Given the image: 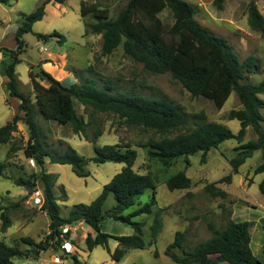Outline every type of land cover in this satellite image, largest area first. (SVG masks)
I'll use <instances>...</instances> for the list:
<instances>
[{
  "label": "trees",
  "instance_id": "trees-1",
  "mask_svg": "<svg viewBox=\"0 0 264 264\" xmlns=\"http://www.w3.org/2000/svg\"><path fill=\"white\" fill-rule=\"evenodd\" d=\"M66 0H47L34 12L24 14L21 24L15 34L16 49L10 50L0 46V53H9L11 63L6 68L8 82L6 89L10 98L20 101L18 112L12 120L0 128V145L9 144L13 134L18 132V124L23 122L29 129L30 137L24 149L27 158L36 160L41 168L39 181L43 185L44 201L41 210L50 218L49 232L40 242L31 237H22L20 242L30 248L22 250L19 244L9 246L0 241V264H16L17 257H35L43 251L59 250L61 246V228L80 222L88 225L94 231L89 233L85 243L92 252L97 247H103L111 253L112 260L120 263L126 254L133 249L144 250L157 244L163 230L164 222L161 215L155 216L150 225L149 240L145 238L144 222H136L135 218L144 214L152 215L157 205V186L149 174H140L134 170L138 152L132 145H105L95 147L96 156L87 159L75 149L69 148L63 154L51 152L42 139L41 128L36 118L37 111L46 120L59 125H70L77 135H85L89 123L80 117L75 109L74 100L95 113L114 114L127 126H142L160 135L158 139H150L147 143L138 145L149 148V156L160 160L169 166L180 158L188 162L190 156L202 153L205 163L208 152L218 149L227 140H236L239 145L235 150L237 155L229 163L233 173H239L240 168L252 158L257 151L262 154V162L255 168L254 175H263L259 190L264 196V80L259 84L246 82L248 75L258 74L262 68V59L250 55L241 61L232 44L224 37L212 34L196 19V9L185 0H129L125 8L116 18H111L107 9L96 5L81 3L83 17L91 15L93 23H86V33L102 35V55L114 53L120 46L124 54L141 63L150 74H170L174 80L195 98L204 97L221 110L231 95L235 93L242 106L233 109L228 115L229 120H238L241 129L234 133L228 126L219 122H208L204 113L195 114L193 128L189 127L188 114L183 108L164 98H151L133 93H119L112 83L98 84L97 80L88 79L79 84L65 86L50 73L44 72V77L30 72L34 89L35 103L31 96L24 94L19 87L16 67L21 63L20 55L26 48L24 35L33 33L35 23L44 19L46 6L51 2L63 4ZM13 0H0V4L11 5ZM224 0H215L222 8ZM168 13L173 22L167 26L162 15ZM248 21L251 28L264 36V15L257 4L252 1L248 9ZM38 40L48 43L52 38H58L60 45L67 39L64 35L34 33ZM47 81L48 86L42 84ZM201 121V122H200ZM248 128H252L258 136L243 144ZM178 133L176 136H172ZM95 133L94 140L102 136ZM48 159L53 164L71 165L73 172L79 177H89L84 167L90 162L104 164L107 162L124 164L121 172L107 183L101 194L90 204L74 205L67 217L61 213L59 201H67V194L61 199L56 195L55 186L59 176L46 172L44 166ZM6 164L0 162V177L4 174ZM233 175L223 178L217 183H211L206 188L210 193L226 195L217 187L220 183H231ZM18 186H23L30 193L36 187L31 181L17 180ZM170 191L188 190L192 180L185 171H181L167 180ZM147 190H152L150 202L140 206L125 215L133 208L140 196ZM113 195L115 205L104 210L108 198ZM20 203L0 206V232L5 234L12 227L11 212L18 210ZM161 212H164L162 209ZM112 219L131 226L132 235L113 236L102 232V223ZM250 223L229 220L223 228L209 225L211 237L188 249L186 242L188 231H177L174 241L170 243L165 255L177 264H264L253 252L251 247ZM110 240L118 242L114 252L110 249ZM264 253V242H263ZM159 257V252L155 251ZM214 257V258H213ZM74 264H80L76 256L72 257ZM224 258V262L220 261ZM144 264V263H135Z\"/></svg>",
  "mask_w": 264,
  "mask_h": 264
},
{
  "label": "rangeland",
  "instance_id": "rangeland-1",
  "mask_svg": "<svg viewBox=\"0 0 264 264\" xmlns=\"http://www.w3.org/2000/svg\"><path fill=\"white\" fill-rule=\"evenodd\" d=\"M45 1L47 0H13L11 5H0L1 47L10 50L16 49L15 34L23 15L34 12ZM128 1L66 0L63 4L49 3L46 6L44 19L35 23L33 33L24 35L26 48L20 55L21 63L16 67L20 90L27 96H31L35 103L30 77L32 67L36 65L43 67V62L39 61L40 58L45 53L59 51L65 54L67 64L64 68L73 77L72 83L63 81L66 86L74 83L82 84L88 79L97 80L100 85L110 82L119 93L164 98L181 106L188 114L190 128L195 126L196 121L199 122L193 116L204 113L207 117L206 121L222 123L234 133H238L241 129L240 122L227 119L231 110L242 108L235 93L231 95L223 109L219 110L212 101L204 97H193L170 74L154 75L148 73L141 63L135 62L124 54L122 46L111 55H102V35H85V24L93 23L94 19L91 15L82 16V2L107 9L110 17L116 18ZM185 1L195 7V19L202 26L212 34L226 38L232 44L241 61L250 55L262 59L261 71L258 74L248 75L246 79V82L253 84L262 82L264 80V36L254 31L249 25L248 9L250 3L254 1L264 15V0H224L222 8L214 3L215 0ZM162 17L167 26L172 25L173 20L168 13H164ZM53 32L64 35L67 42L60 45L57 42L58 38H52L48 43H44L38 40L34 34L49 35ZM2 33L5 36H2ZM41 48L45 50L42 51ZM11 61L10 55H4L2 61L0 60V128L10 122L18 112L17 103L19 100L9 97L5 85L8 82L6 66ZM53 63L54 65L57 64L55 61ZM54 74L58 76V71H53ZM42 84L49 85L47 81H42ZM260 97L264 100V94ZM74 104L78 115L89 123L85 135L75 134L70 125L63 126L54 121L46 120L37 111L36 118L46 147L51 152L59 154L73 148L81 156L92 159L96 156L95 147L116 144L134 146L138 152L134 170L140 174L151 175L157 186V205L154 207V213L152 215L144 214L135 218L134 221L147 224L145 238L149 240V226L153 223L155 216L161 215L164 222L162 233L156 245L144 250H130L120 263H116L113 262L111 253L103 247H97L92 252L87 249L85 240L91 232V228L86 224L79 225L77 237L79 251L76 250L77 253L68 255L60 249H50L42 252L38 258L17 257L14 259L16 264H65L66 259L69 263L74 264L73 256L78 257L80 264H177L165 255V250L174 241L177 231H188L186 247L190 249L211 237L212 233L209 229L211 223L217 228L225 226L230 219L229 213H232L235 207L242 203H251L257 206L259 210H264V196L259 190V182L263 176L254 175L255 168L262 162L260 151L248 159L237 174L233 173L229 161L238 154L235 149L241 144L233 139L225 141L218 149L208 152L205 163L202 162V153L200 152L188 158L189 164L185 158H180L169 166H165L160 160L149 156V148L138 147L150 139H158L160 137L158 133L142 126L129 127L114 114L95 113L76 99ZM262 115L264 116V109ZM262 127L264 128V122H262ZM98 131H101L103 135L95 141L94 136ZM13 135V140L9 144L0 145V162L6 164L4 174L0 177V206L20 203L21 207L11 212L12 227L5 234L0 232V241H4L9 246L19 244L20 248L25 251L30 246L22 244L20 239L32 237L37 242L43 240L49 232V217L41 211L43 203L40 206L36 205L33 200L35 195L27 196L25 194L26 188L16 184L17 180L31 181L36 185L33 192L44 190L39 181L41 168L36 160L34 162L24 154L30 137L29 129L23 122H20L18 132ZM257 138L258 136L253 129L248 128L243 144ZM123 167L124 164L112 162L99 164L90 161L84 167V170L90 175L84 178L77 176L71 165L53 164L46 159L44 170L59 176L55 186L56 195L64 199L62 198L64 190L68 194L66 202H59L62 215L67 217L74 205L93 202L101 194L103 187L121 172ZM181 171H185L192 180V187L188 190L172 192L167 187V180ZM229 175H233L231 183L224 182L217 185L221 191L228 192H225V196L213 194L207 190L208 185L217 183ZM151 196L152 190H147L138 198L136 205L125 212V215L149 203ZM115 203V198L111 195L104 205V210L111 209ZM162 209L164 212H161ZM237 214L242 213L238 212ZM257 215L256 210L248 207L236 219L238 221L255 220ZM101 229L102 232L113 236L132 235L134 233L131 226L112 219H106L102 223ZM116 243L115 240H110L112 253L117 247ZM155 251L159 252V257L155 256ZM55 256H60L62 262L56 263L54 261Z\"/></svg>",
  "mask_w": 264,
  "mask_h": 264
},
{
  "label": "crops",
  "instance_id": "crops-1",
  "mask_svg": "<svg viewBox=\"0 0 264 264\" xmlns=\"http://www.w3.org/2000/svg\"><path fill=\"white\" fill-rule=\"evenodd\" d=\"M0 5H3V4H0ZM2 36H5L3 35V33L1 34ZM16 42V40H15ZM17 46V44H16ZM42 51H44L45 49L44 48H41ZM4 55H8V53H0V60L2 61V58L4 57ZM65 54H62L60 53L59 51L58 52H48L47 54L45 53V55L43 57L40 58L39 61H42L43 62V67L42 69L48 73H51L53 75V71H58V76H56L55 74L53 75L54 78H56L57 80L63 82V81H70L69 83H72V80H73V77H72V74L68 71H66V69L64 68L67 64V59L65 58L64 56ZM64 57V58H63ZM53 61L57 62V64L54 65ZM10 64V62H9ZM7 64V66L9 65ZM6 66V67H7ZM63 71V72H61ZM6 83V82H5ZM63 85L64 82L62 83ZM6 85V84H5ZM46 86V85H45ZM48 86V85H47ZM66 86V85H65ZM7 94H8V91H7ZM20 104V101H18L17 103V108ZM7 145V144H5ZM259 152V151H257ZM57 175V174H56ZM263 176V175H262ZM263 179V178H262ZM262 181V180H261ZM260 184V182H259ZM224 190V189H223ZM227 192V191H225ZM228 193V192H227ZM25 194L27 196L29 195H35L34 196V199L35 198H41V199H44L43 198V191L39 190L38 192L34 191V192H25ZM67 194V192H66ZM33 199V200H34ZM67 200H68V194H67ZM59 202H66V201H59ZM15 204V203H13ZM60 204V203H59ZM40 206V205H38ZM252 208L254 210H256L258 212V215L256 216V219L255 220H242V221H238L236 219V217L241 216L243 214V211L245 210V208ZM42 211V210H41ZM44 212V211H42ZM238 212H241L242 214H237ZM45 215H47L46 212H44ZM48 216V215H47ZM229 216H230V219L229 220H233V221H236V222H249L250 223V233H251V238H252V241H251V247H252V250L254 252V254L264 262V253H263V242H264V210H259V208H257V206H255L254 204H251V203H242L240 206L238 207H235L234 211L232 213H229ZM11 217V215H10ZM49 217V216H48ZM12 219V218H11ZM12 224H13V221H12ZM50 224V218H49V223ZM81 226L84 225V223L82 222V224H80ZM147 225V224H146ZM151 225V224H150ZM1 227V226H0ZM146 227V226H145ZM224 227V226H223ZM222 227V228H223ZM91 228V227H90ZM149 229H150V226H149ZM7 233V232H6ZM91 234L94 235V231L92 230L91 228V232H89ZM162 233V232H161ZM160 233V234H161ZM176 234V233H175ZM160 236V235H159ZM32 238V237H31ZM210 238V237H209ZM34 239V238H33ZM159 239V237H158ZM35 240V239H34ZM207 240V239H206ZM36 241V240H35ZM40 242V241H39ZM158 242V241H157ZM78 244V242H77ZM116 245L118 246V242L116 243ZM115 245V246H116ZM44 252V251H43ZM42 254V252H41ZM40 254V255H41ZM39 255V256H40ZM38 256V257H39ZM56 258H60V263L62 262L61 261V257L60 256H55ZM214 258V257H213ZM65 264H71L68 262V259H66L65 261ZM114 262V261H113ZM223 264H226V263H223Z\"/></svg>",
  "mask_w": 264,
  "mask_h": 264
},
{
  "label": "built area",
  "instance_id": "built-area-1",
  "mask_svg": "<svg viewBox=\"0 0 264 264\" xmlns=\"http://www.w3.org/2000/svg\"><path fill=\"white\" fill-rule=\"evenodd\" d=\"M43 201L44 200H42L41 198H35L34 199V202H35L36 205H42ZM80 224H82V222L77 223V224H73V225H65L64 227L61 228V234H60L61 246H60V250L64 254L71 255V254L77 253V251H76V250H78V248H77V245H78L77 244V237H78V231H79V225ZM54 261L56 263H60V258L54 257Z\"/></svg>",
  "mask_w": 264,
  "mask_h": 264
},
{
  "label": "water",
  "instance_id": "water-1",
  "mask_svg": "<svg viewBox=\"0 0 264 264\" xmlns=\"http://www.w3.org/2000/svg\"><path fill=\"white\" fill-rule=\"evenodd\" d=\"M32 71H33V73L44 77V72H43V69L40 65H36V66L32 67ZM220 261L224 262L225 260H224V258H220Z\"/></svg>",
  "mask_w": 264,
  "mask_h": 264
}]
</instances>
